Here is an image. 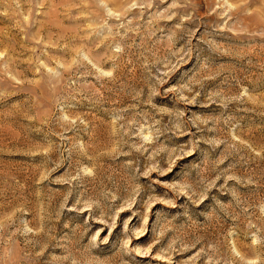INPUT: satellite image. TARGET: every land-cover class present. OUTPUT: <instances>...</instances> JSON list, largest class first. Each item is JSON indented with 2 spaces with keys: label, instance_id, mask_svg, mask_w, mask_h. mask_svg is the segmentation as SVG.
<instances>
[{
  "label": "rangeland",
  "instance_id": "374dc122",
  "mask_svg": "<svg viewBox=\"0 0 264 264\" xmlns=\"http://www.w3.org/2000/svg\"><path fill=\"white\" fill-rule=\"evenodd\" d=\"M0 264H264V0H0Z\"/></svg>",
  "mask_w": 264,
  "mask_h": 264
}]
</instances>
